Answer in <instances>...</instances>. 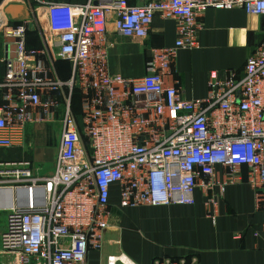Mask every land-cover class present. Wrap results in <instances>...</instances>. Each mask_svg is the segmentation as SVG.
Here are the masks:
<instances>
[{
  "label": "built area",
  "instance_id": "built-area-1",
  "mask_svg": "<svg viewBox=\"0 0 264 264\" xmlns=\"http://www.w3.org/2000/svg\"><path fill=\"white\" fill-rule=\"evenodd\" d=\"M40 7V15L0 27L9 41L6 53L9 46L14 52L2 59L0 150L23 149L29 125L59 120L61 131L49 175L34 174L27 160H0L6 264H87L89 252L102 248L114 185L121 209L193 205L197 188L211 207L227 185L245 181L264 225V39L240 74L210 72L203 99L183 98L178 81L165 84L177 51L197 48L206 10L264 16V0H86ZM155 17L175 22L174 46L149 49L140 77L110 73L108 24L120 37L146 40ZM32 30L41 49L26 46ZM59 61L70 64L67 80L56 75ZM75 89L80 125L70 107ZM118 263L135 264L123 256L107 260Z\"/></svg>",
  "mask_w": 264,
  "mask_h": 264
},
{
  "label": "crops",
  "instance_id": "crops-1",
  "mask_svg": "<svg viewBox=\"0 0 264 264\" xmlns=\"http://www.w3.org/2000/svg\"><path fill=\"white\" fill-rule=\"evenodd\" d=\"M86 0H0V27L9 22L19 24L41 14V2L80 4ZM148 0H128L142 5ZM197 48L178 50L171 73L165 84L179 82L183 98L203 99L207 95L209 73L220 78L226 72L240 74L247 57L264 39V16L247 14L242 9L206 10L200 19ZM108 68L112 74L125 78L144 74L145 60L151 48L174 46L176 33L173 20L155 17L146 40L118 36L108 24ZM35 30L30 31L33 32ZM37 32V31H36ZM35 33V32H34ZM26 35V46L43 47L36 34ZM9 41L0 35V83L4 78L2 59L13 57ZM10 45V44H9ZM2 91L0 89V100ZM51 124L34 125L26 129L23 149L0 150V160L20 153L28 160L34 174L49 175L54 171L59 138L52 137ZM61 131V127H60ZM33 147L30 150L28 147ZM221 177V174H218ZM193 205L142 206L119 208L117 185L110 190L108 229L103 234L100 251H90L87 264H107L108 258L126 257L135 264H153L154 260L173 261L192 258L195 264H264V225L257 209L254 192L245 181L227 185L217 197L216 205L207 207L201 189L194 192ZM0 235L5 227L6 213L0 212ZM214 217V218H212ZM7 258L0 249V264ZM119 264V263H118Z\"/></svg>",
  "mask_w": 264,
  "mask_h": 264
},
{
  "label": "trees",
  "instance_id": "trees-1",
  "mask_svg": "<svg viewBox=\"0 0 264 264\" xmlns=\"http://www.w3.org/2000/svg\"><path fill=\"white\" fill-rule=\"evenodd\" d=\"M32 33L37 35L36 31H33L31 33L29 31L26 33L27 37L29 36L28 34H32ZM34 50H37V49L34 48ZM54 68H55L56 75L59 79L67 80L69 78L70 64H68L67 62H62V61L56 62L54 64ZM70 107H71V111L73 113V116L77 124L80 125V93L77 89L73 90L72 92L71 100H70ZM6 159H10L12 161H21V160H28V157H23L20 153L16 154V151H15V153L10 155V158H6Z\"/></svg>",
  "mask_w": 264,
  "mask_h": 264
},
{
  "label": "rangeland",
  "instance_id": "rangeland-1",
  "mask_svg": "<svg viewBox=\"0 0 264 264\" xmlns=\"http://www.w3.org/2000/svg\"><path fill=\"white\" fill-rule=\"evenodd\" d=\"M31 126H34V125H29L27 128L31 127ZM51 126L53 129H50L51 130V134H52V137H60V121L57 120L55 121L54 123H51ZM28 147H30L29 149L32 150L33 147L31 145H29ZM0 157H3L2 154H0ZM4 158H10V155H8L7 157H4ZM35 170V167L33 168ZM1 217L3 216L0 215Z\"/></svg>",
  "mask_w": 264,
  "mask_h": 264
}]
</instances>
